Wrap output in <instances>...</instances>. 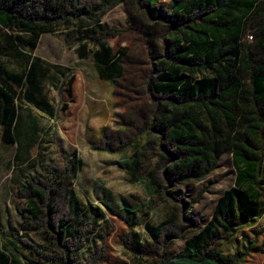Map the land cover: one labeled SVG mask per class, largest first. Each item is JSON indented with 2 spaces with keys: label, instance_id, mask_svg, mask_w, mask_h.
<instances>
[{
  "label": "trees",
  "instance_id": "obj_1",
  "mask_svg": "<svg viewBox=\"0 0 264 264\" xmlns=\"http://www.w3.org/2000/svg\"><path fill=\"white\" fill-rule=\"evenodd\" d=\"M158 1L0 0V25L15 22L35 38L60 24L86 29V36L80 39L97 47L94 64L110 72L109 76L100 75L101 79L113 81L123 75V58L128 62L130 58L126 56L128 48L115 51L109 46L108 40L119 32L102 26L101 19L109 9L123 4L129 22L144 38L152 63V70L142 76L147 102L120 116L116 130L106 128L99 150L116 154L134 149L137 164L131 171L135 178L150 168L146 157L150 149L154 151L152 157L158 158L151 171L154 191L175 212L159 229L162 232L166 227L182 231L183 221L197 201L176 196L167 186L177 189L182 182L204 180L222 155H232L234 187L218 199L212 220L203 229L213 233L211 241L202 250L164 259L174 234L159 232L158 238H164L160 263L244 264L245 252L227 258L217 249L239 227L253 225L264 209L260 184L264 161V0L245 22L243 32L239 18L249 11L253 0H168L166 6L156 7ZM209 14L215 19L209 20ZM249 27H257L251 31L254 41L250 43L245 39ZM37 60L32 57L29 68ZM9 89L0 81V125L3 140L14 144L18 106ZM80 163L49 165L44 175L30 177L20 190L27 205L20 213L23 234L0 228L1 235L14 239L42 264L106 262L101 246L97 255L84 263L80 251L88 227L83 224L72 231L77 213L68 194ZM89 219L85 214L82 222ZM31 232L39 233L51 251L30 241L27 234ZM183 233L178 237L184 239ZM147 246L155 247V243L133 242L130 247L142 252Z\"/></svg>",
  "mask_w": 264,
  "mask_h": 264
},
{
  "label": "rangeland",
  "instance_id": "obj_2",
  "mask_svg": "<svg viewBox=\"0 0 264 264\" xmlns=\"http://www.w3.org/2000/svg\"><path fill=\"white\" fill-rule=\"evenodd\" d=\"M167 3L159 0L155 6ZM18 6L14 5L17 11ZM101 25L119 32L108 40L115 51L128 48L129 62L123 58V75L113 81L101 79L100 75L109 76L110 72L94 64L97 47L80 39L86 36V29L74 24L53 25L52 32L35 38L15 22L0 25V81L10 88L18 106L14 144L3 140L0 125V228L23 234L20 213L27 205L21 188L30 177L44 175L49 165L60 166L66 161L76 164L79 160L68 199L77 213L72 231L83 224L88 227L80 251L84 263L103 246V264H161L164 238H158L159 232L174 234L164 259L202 250L213 237L211 231L203 229L212 220L218 199L234 187L232 155H222L204 180L182 182L177 189L167 186L176 196L197 201L184 219L182 231L169 227L159 231L175 212L154 191L151 171L158 162L152 157L154 151L150 149L146 157L150 168L135 178L131 171L137 164L134 149L116 154L99 150L106 128L116 130L120 116L146 104L142 76L152 70V63L144 38L129 22L123 4L109 9ZM32 57L38 60L29 68ZM260 184L264 189V161ZM261 200L264 203V197ZM85 214L90 219L82 222ZM194 226L201 227L190 231ZM182 233L184 239L178 237ZM27 238L44 251H51L39 233H28ZM133 242L155 243V247L138 252L130 247ZM217 250L227 258L245 252L244 264H264V209L253 225L239 227ZM8 263L42 264L14 239L0 234V264Z\"/></svg>",
  "mask_w": 264,
  "mask_h": 264
},
{
  "label": "crops",
  "instance_id": "obj_3",
  "mask_svg": "<svg viewBox=\"0 0 264 264\" xmlns=\"http://www.w3.org/2000/svg\"><path fill=\"white\" fill-rule=\"evenodd\" d=\"M262 1V0H253V3H251L250 5V9L249 11L244 15V16H241L239 18L240 22H241V31L243 32L244 31V25H245V22L249 19V17L251 16L252 13L256 12L257 9H258V5H259V2ZM215 16L213 14H209L208 15V19L209 20H213L215 19L214 18ZM262 17L264 18V14L262 15ZM254 29H257V27H255ZM252 27H249L248 31H249V34L248 36L245 37V39L248 41V43L250 42H253L254 39H253V36L251 35V31L254 30ZM251 36L252 37V40H248V37ZM209 41L212 40V37H209L208 39ZM110 46V45H109ZM111 47V46H110ZM36 49V47H35Z\"/></svg>",
  "mask_w": 264,
  "mask_h": 264
},
{
  "label": "built area",
  "instance_id": "obj_4",
  "mask_svg": "<svg viewBox=\"0 0 264 264\" xmlns=\"http://www.w3.org/2000/svg\"><path fill=\"white\" fill-rule=\"evenodd\" d=\"M249 39H250V40H252V37H251V36H249Z\"/></svg>",
  "mask_w": 264,
  "mask_h": 264
}]
</instances>
